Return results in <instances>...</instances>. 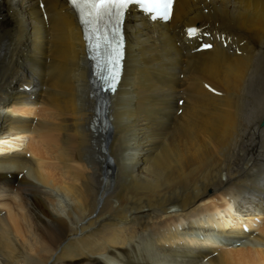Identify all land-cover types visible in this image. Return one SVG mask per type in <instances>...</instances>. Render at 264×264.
<instances>
[{"label": "bare ground", "instance_id": "6f19581e", "mask_svg": "<svg viewBox=\"0 0 264 264\" xmlns=\"http://www.w3.org/2000/svg\"><path fill=\"white\" fill-rule=\"evenodd\" d=\"M40 1L46 19L0 0V135L37 140L0 146V264H264V0H175L165 24L131 9L113 95L64 0ZM251 190L250 232L220 222L240 241L198 227Z\"/></svg>", "mask_w": 264, "mask_h": 264}, {"label": "snow or ice", "instance_id": "6c2138e0", "mask_svg": "<svg viewBox=\"0 0 264 264\" xmlns=\"http://www.w3.org/2000/svg\"><path fill=\"white\" fill-rule=\"evenodd\" d=\"M79 15L85 28V39L95 53L97 71L108 90L115 91L123 58V41L120 26L125 11L136 5L151 19L169 21L174 0H67ZM190 38L198 35V30H187ZM211 47V45H205Z\"/></svg>", "mask_w": 264, "mask_h": 264}, {"label": "rangeland", "instance_id": "374dc122", "mask_svg": "<svg viewBox=\"0 0 264 264\" xmlns=\"http://www.w3.org/2000/svg\"><path fill=\"white\" fill-rule=\"evenodd\" d=\"M33 139L32 138L29 139L27 137L24 140H20V141H16L15 140L12 143H7V142H4V141L3 142L1 141L0 142V146H2L3 148L6 147V149H8V148L10 149V148L16 147V148H13V149L17 150V151H22L23 149L30 148V146L32 144L34 145L36 143L37 140H33ZM0 154H2V153L0 152ZM52 195H53V197H55L57 199L56 203H55L56 206L55 205H52V206L55 208V210L59 211L61 214H63V212L65 213L66 209H64V208L69 205L68 199H66L64 196H62L61 194H59L55 190L52 191ZM52 206H50L51 209H53ZM219 211H223V209L221 208ZM260 219H262V218H260ZM262 224H263V221H257L256 222V227H258V225L261 226Z\"/></svg>", "mask_w": 264, "mask_h": 264}, {"label": "water", "instance_id": "95a60500", "mask_svg": "<svg viewBox=\"0 0 264 264\" xmlns=\"http://www.w3.org/2000/svg\"><path fill=\"white\" fill-rule=\"evenodd\" d=\"M262 125H264V118H263V121H262Z\"/></svg>", "mask_w": 264, "mask_h": 264}]
</instances>
